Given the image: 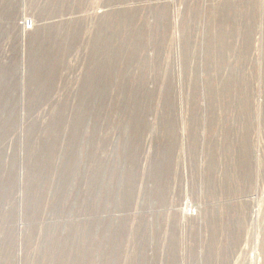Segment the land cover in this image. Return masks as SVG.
I'll list each match as a JSON object with an SVG mask.
<instances>
[{"label": "rangeland", "instance_id": "rangeland-1", "mask_svg": "<svg viewBox=\"0 0 264 264\" xmlns=\"http://www.w3.org/2000/svg\"><path fill=\"white\" fill-rule=\"evenodd\" d=\"M0 264H264V0H0Z\"/></svg>", "mask_w": 264, "mask_h": 264}, {"label": "trees", "instance_id": "trees-1", "mask_svg": "<svg viewBox=\"0 0 264 264\" xmlns=\"http://www.w3.org/2000/svg\"><path fill=\"white\" fill-rule=\"evenodd\" d=\"M69 133H70V130L67 132V135H66L67 140H68V137H69ZM85 135H88V132H86ZM159 145H160V144L157 145V152H158L159 149H160V146H159Z\"/></svg>", "mask_w": 264, "mask_h": 264}]
</instances>
